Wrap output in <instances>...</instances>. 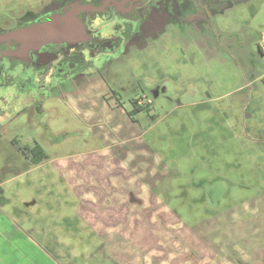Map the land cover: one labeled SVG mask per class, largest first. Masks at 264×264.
I'll list each match as a JSON object with an SVG mask.
<instances>
[{"label": "rangeland", "instance_id": "1", "mask_svg": "<svg viewBox=\"0 0 264 264\" xmlns=\"http://www.w3.org/2000/svg\"><path fill=\"white\" fill-rule=\"evenodd\" d=\"M47 1L0 0V18L20 16L29 7L38 9ZM227 29L240 36L238 48L231 51L236 55L234 62L200 59L197 50L185 52L180 43L166 40L163 47L151 49L147 56L138 59L141 62L126 57L110 71V82L116 84L114 89L121 101L130 103L135 98L132 88L137 84L146 89L142 88L154 107L150 116L137 118L144 130L152 127L146 139L158 156L174 169L173 173L179 171L174 180L168 166L145 157L138 182L155 184L158 176L163 187L169 181L166 190L176 194L177 211L162 203L164 190L158 199L145 183V194L136 195H142L143 204H129L127 212L122 210L121 219H126L119 228L123 230L126 225L122 237L129 240L113 242V264H264V157L258 161L264 156V54L258 48L259 44L264 48V3L255 0L250 7L242 6L240 13L222 20L221 30ZM138 74L151 76L144 81L146 87L136 82ZM157 86L159 97L154 98L149 89ZM87 90L80 96L81 105L74 110L55 103H51L53 108L46 107L42 122L45 126L53 125V130L46 133L47 139L41 145L50 166L37 172L31 168V174L19 176L4 186L12 190V207L31 199L53 204L59 197L65 198L70 205H65L61 214L72 218L71 225H79L75 195L59 183L52 167L54 161L78 158L107 142L98 138L96 130H89L77 112L95 107V99ZM19 92L12 95L27 98L25 92ZM33 102L37 104L39 99ZM73 105L76 106L74 102ZM22 107V103L12 104V117ZM248 107L257 110L251 118ZM121 125L120 133L130 128L135 130L132 134H138L137 124L121 121ZM13 128L12 137L34 135L31 129L24 128L23 133L16 134ZM12 154L13 147L0 146V180L21 174L12 172L21 170L18 162H8ZM129 165V170L135 172L141 164L130 161ZM41 173L47 174L42 179L45 186L39 185L41 179L37 176ZM189 183L202 188H192ZM134 187L130 185L131 190L140 189L139 184ZM38 188H51L54 194L34 195ZM230 206L234 207L222 210ZM116 216L119 218L120 210ZM80 224V235L70 239L85 242L69 241L65 232L64 238L81 254L100 239L85 228L83 221ZM87 262L106 264L103 259Z\"/></svg>", "mask_w": 264, "mask_h": 264}, {"label": "flooded vegetation", "instance_id": "2", "mask_svg": "<svg viewBox=\"0 0 264 264\" xmlns=\"http://www.w3.org/2000/svg\"><path fill=\"white\" fill-rule=\"evenodd\" d=\"M254 1L49 0L20 16L0 18V146L14 147L20 154L19 147L42 146L53 130L42 122L46 107L55 103L74 110L87 89L97 102L95 123L81 118L88 129L90 124L121 125L122 113L126 124L141 126L137 115L150 116L152 110L147 114L144 108L150 104L153 109L154 104L139 84L132 88L135 98L130 103L118 99L116 84L110 82L114 64L126 57L141 62L166 40L180 43L185 52L197 50L200 59L234 62L231 51L238 48L240 36L235 30L222 31V20ZM35 26L42 28L30 30ZM258 48L264 54L260 44ZM150 77L138 74L135 80L144 84ZM19 91L27 98L12 95ZM159 91V86L149 89L154 98ZM17 103L23 107L12 117V104ZM111 108L115 115L108 119L103 109ZM12 127L16 134L28 128L34 135L12 137Z\"/></svg>", "mask_w": 264, "mask_h": 264}, {"label": "crops", "instance_id": "3", "mask_svg": "<svg viewBox=\"0 0 264 264\" xmlns=\"http://www.w3.org/2000/svg\"><path fill=\"white\" fill-rule=\"evenodd\" d=\"M96 103L95 100V105ZM249 110H251L249 113L251 118L257 110L254 111L253 109L252 111L248 107L247 111ZM77 112L81 113L82 119L95 123L91 118V115L96 113L95 107L88 106L77 110ZM113 112L115 111L112 108L103 109V113L108 119L114 117L115 113ZM119 117H123L126 121L123 113ZM151 128L150 126L144 130L139 126L138 134H132L135 130L130 128L120 133L123 129L122 125L108 127L106 124L99 126L90 124L89 130H96L98 138L107 141L103 147L78 158L54 161L52 168L59 177V183L62 186L66 185V188L75 195L77 200L76 204L74 203V209L79 217V225L74 226L71 225L72 218H65L64 212L63 215L61 214L65 205H70L68 201L66 203L65 198L60 199L59 197L60 203L56 199L53 204L49 201L43 203L40 199H31V202L28 201L12 207V198L10 197L12 190L5 189L4 186L15 181L19 176L31 174V168H35L37 172L44 171L50 166L46 160H43L39 165H33L26 156L20 154L13 147L15 154L9 156L8 162H18L21 170H12V172H21V174L0 180V264H88L87 261L95 259L100 260V262L103 259L106 264H113V242L122 241V243H126L125 239L129 240L127 236L122 237L126 233L123 231L126 225H124L123 230L119 228L126 219H121L122 210L127 212L129 204L139 206L143 204L142 195L145 194L144 184L146 181L142 180L140 183L138 181L139 174L144 170L145 157L151 159L152 162L154 159H158L165 167H169L146 139L147 132H150ZM125 131H128L129 134H126ZM260 131L262 130L260 129ZM151 155L153 156L151 157ZM130 161L135 162L136 165L138 162L141 164L139 167L137 165L134 169L135 172L129 170ZM169 168L172 171L171 174H174L172 178L174 180L178 178L176 175L179 171L173 173L174 169ZM9 169H12V165L6 169L7 173H10ZM37 177L41 179L39 185L45 186L42 179L46 178L47 174L41 173ZM132 179L135 182L131 183L130 180ZM163 179L171 181L168 176H163ZM135 184L136 187L139 184L140 189L131 190L130 185L134 187ZM146 184L150 187V193L158 199L161 198L160 193L164 190L163 195L166 200L163 199L162 203L168 206L170 210L177 211L176 194L166 190L170 185L169 181L162 187V181L157 176L155 184ZM43 193L54 194L51 188L49 190L48 188H38L34 195ZM139 194H142L141 198L136 196ZM118 210H120L119 218L116 216ZM81 221L85 223V228L89 229L88 231L93 233L95 237L98 236L100 240L89 251L80 254L76 247H72L68 242L72 241L70 238L75 237V235H80L79 232L82 231ZM114 231L115 234H113ZM64 232L69 236V241L64 238ZM79 240L82 239L79 238L72 242H85Z\"/></svg>", "mask_w": 264, "mask_h": 264}, {"label": "trees", "instance_id": "4", "mask_svg": "<svg viewBox=\"0 0 264 264\" xmlns=\"http://www.w3.org/2000/svg\"><path fill=\"white\" fill-rule=\"evenodd\" d=\"M152 110V106L150 104H147L144 108L145 113H150ZM136 114V110L134 109L133 111L129 112L130 116H134ZM21 153L23 155H25L27 157V159L30 160V162L33 165H39L43 160L46 159V151L45 149L38 145V146H34L32 148H21L19 147ZM263 159V157L259 158L258 161H261ZM261 178V177H260ZM193 183H189L190 187L195 188V189H200L202 188L199 184H193ZM243 203V202H242ZM241 204V203H240ZM238 205V204H237ZM235 206V205H234ZM234 206H230V207H225L224 209H222L223 211L229 210L231 208H233Z\"/></svg>", "mask_w": 264, "mask_h": 264}, {"label": "water", "instance_id": "5", "mask_svg": "<svg viewBox=\"0 0 264 264\" xmlns=\"http://www.w3.org/2000/svg\"><path fill=\"white\" fill-rule=\"evenodd\" d=\"M42 28L41 26H35L34 28L30 29V30H35L36 28Z\"/></svg>", "mask_w": 264, "mask_h": 264}]
</instances>
